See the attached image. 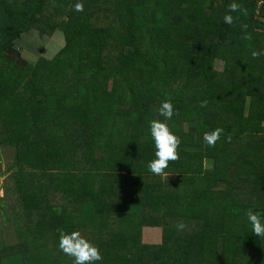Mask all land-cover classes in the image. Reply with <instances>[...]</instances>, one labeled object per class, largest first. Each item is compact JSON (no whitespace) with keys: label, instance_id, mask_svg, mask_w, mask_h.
<instances>
[{"label":"trees","instance_id":"16d2710c","mask_svg":"<svg viewBox=\"0 0 264 264\" xmlns=\"http://www.w3.org/2000/svg\"><path fill=\"white\" fill-rule=\"evenodd\" d=\"M153 120L181 140L163 176ZM0 145V264H74L60 229L99 247L93 264H264L246 216L264 222V0H0Z\"/></svg>","mask_w":264,"mask_h":264},{"label":"clouds","instance_id":"9594fccd","mask_svg":"<svg viewBox=\"0 0 264 264\" xmlns=\"http://www.w3.org/2000/svg\"><path fill=\"white\" fill-rule=\"evenodd\" d=\"M74 9L77 12L84 10L83 3H76ZM241 11L246 14V9H242L238 3H231L228 6V12ZM224 22L231 25L233 23V17L228 14L224 17ZM245 29L247 25L243 26ZM250 38V37H246ZM261 53L253 51L252 56L258 57ZM207 105V101L201 103L202 107ZM160 115L165 117V120H170L174 114V106L171 98H166L161 102L159 109ZM150 134L155 144V159L148 163L149 170L155 175H165L164 170L168 167L169 161H176L179 159L177 149L181 144L180 138L173 134L165 122L153 120L149 122ZM222 128H216L210 132H205L203 136L204 142L214 147L217 141L220 140L223 134ZM231 137H228L230 142ZM2 194V192H0ZM249 223L252 226V232L258 237H264V222L261 219V213L252 209H248L246 212ZM185 225L183 223L178 224L177 228L183 230ZM59 231V248L64 254L74 258V264H93L95 261L102 260L100 249L97 245H93L89 240L84 238L79 231H73L70 234L64 232L62 229Z\"/></svg>","mask_w":264,"mask_h":264},{"label":"rangeland","instance_id":"374dc122","mask_svg":"<svg viewBox=\"0 0 264 264\" xmlns=\"http://www.w3.org/2000/svg\"><path fill=\"white\" fill-rule=\"evenodd\" d=\"M28 39L33 40V41H34V39L39 40L32 33L28 34ZM46 39H49V37H46ZM64 44H65V39H64L63 34L61 32L55 33L54 37L51 38L50 40H48L47 43L45 44V46H43L42 56H44L46 58H53L64 47ZM29 45L41 48L39 45H36V44H33V43H30ZM22 56H23V58L26 61H29L31 63H35L37 61V59H38V57L36 55L26 52V48H25V51L23 50ZM216 68L218 70H222L223 69V63L217 61L216 62ZM13 151H14V149H13ZM11 158H12V156H11ZM14 162H15V154H14L13 164H14ZM3 189L5 191V188H3ZM5 194H6V192H5ZM6 210H9V209L6 208ZM6 228L7 229L8 228L12 229L10 231H7L6 235L9 236V237H13L14 234H15L13 226L11 225L10 227H6ZM148 229H150V230H146V231L143 232L144 241L146 243L158 242L160 240V236L159 235L162 233V230L160 228H155V229L154 228H148ZM151 229H153L154 231H152ZM148 234H149L150 238H148ZM161 239H162V235H161ZM10 241H11V239H10Z\"/></svg>","mask_w":264,"mask_h":264},{"label":"crops","instance_id":"0c3cea01","mask_svg":"<svg viewBox=\"0 0 264 264\" xmlns=\"http://www.w3.org/2000/svg\"><path fill=\"white\" fill-rule=\"evenodd\" d=\"M13 161H14L13 148L9 146L0 145V192H2V194H0L1 198H4V197L6 198V194L3 189L4 181L6 179V173L8 172V169L13 164Z\"/></svg>","mask_w":264,"mask_h":264}]
</instances>
